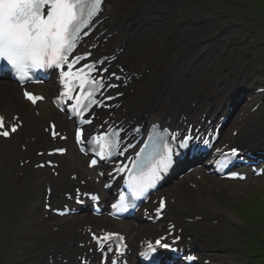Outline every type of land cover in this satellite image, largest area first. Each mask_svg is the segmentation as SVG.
I'll use <instances>...</instances> for the list:
<instances>
[{
	"label": "bare ground",
	"instance_id": "obj_1",
	"mask_svg": "<svg viewBox=\"0 0 264 264\" xmlns=\"http://www.w3.org/2000/svg\"><path fill=\"white\" fill-rule=\"evenodd\" d=\"M130 4L136 5L138 8L137 13L128 12ZM117 10L125 13L123 21L118 20ZM212 7L204 5V0H156L154 5L148 3V0H109V6L104 14V20L101 23V28L97 32L105 31L104 35L97 41L101 42L102 38L108 35L111 37L108 40L106 49L111 53H117L120 49H125L126 53H133L136 58H139L141 65L151 68L150 76L142 75L141 78L136 79L134 74L141 75V65H126L127 75H132V85L137 88V93L147 92L149 100L142 103L133 109H128L123 112L122 108L114 110L113 113L117 119L125 118V124L133 121L147 122L149 120L170 119L173 125L177 128L182 127L180 116H188L190 113H195L196 109H203L206 112L213 106L212 103L207 102L209 98H216L226 92L220 90L219 85L211 83V79L215 75V71L201 69L203 56V43H200L196 35L201 32L200 27L202 23L213 17ZM187 32L186 35H183ZM166 52H172L167 59L166 65L160 70L158 77L145 89L143 83L150 79L156 69H159L162 64V55ZM97 55L100 54L99 47L95 51ZM190 53L192 55L190 56ZM211 59H216L211 57ZM117 62L123 63V56L119 54ZM227 82V81H226ZM48 95L53 93V86L47 85ZM5 95L3 100L2 114L11 110L18 104L19 98L16 95V87L6 88L1 87L0 95ZM198 95L201 99H198ZM7 96V97H6ZM133 99V98H131ZM196 103V109L181 110V107L187 106L189 102ZM23 103V101H21ZM20 113L19 111H15ZM42 115L52 116L48 108L42 110ZM7 117V116H6ZM212 117V116H211ZM249 120H246L242 125V137L249 136L254 141L259 142L264 138V127H258L254 130L251 124L252 117L248 115ZM194 116L188 119V122H194ZM27 126L34 127L32 121L25 119ZM70 127L69 123H65L64 129ZM33 134L37 137V143L48 145V139L38 133L37 131L27 130L25 135ZM257 135V136H254ZM232 138L226 139V142H231ZM24 142L23 139L18 138L12 145H2L0 147V157L3 155L12 154L14 158L26 157V153H20L17 149L16 143ZM60 143H57L58 145ZM31 146L29 145V148ZM69 164L74 165L78 158L70 148ZM3 154V155H2ZM28 157L33 159L31 152ZM59 164L62 162L61 158H57ZM62 164H60V167ZM25 165V168H28ZM17 167L14 162L11 169H0V178L7 181L11 177L14 181H8L10 184L22 183L26 177L20 179L16 177ZM44 180H50L49 176H45ZM56 190L62 186L61 181H53ZM186 191V190H185ZM197 192H200L198 189ZM23 193V187L20 195ZM42 193H39V198ZM60 201V198H57ZM38 212V209H37ZM39 215V214H38ZM86 224H91L95 228L109 227L110 225L105 220L93 221L89 216L84 217ZM109 221V220H107ZM209 226L207 222H205ZM132 241L136 239L135 230L130 227L127 229ZM142 234L152 235V228L141 227ZM41 232L34 228H28L22 233V236H29L30 238L37 239ZM79 236L84 238L82 233L77 234L75 230L71 229L66 234L55 236L58 240H52L48 244L54 246L59 252L71 251L81 252L80 250L68 246V242ZM32 248V247H31ZM25 264H37L34 260H30ZM72 264H78L72 261Z\"/></svg>",
	"mask_w": 264,
	"mask_h": 264
},
{
	"label": "snow or ice",
	"instance_id": "obj_2",
	"mask_svg": "<svg viewBox=\"0 0 264 264\" xmlns=\"http://www.w3.org/2000/svg\"><path fill=\"white\" fill-rule=\"evenodd\" d=\"M103 0H0V61H6L16 69L20 78L23 80L29 75L32 69H44L54 67L62 69L65 64L68 67V73L61 71L62 79L72 76V68L78 64L83 57L76 56L69 61L68 56L75 49L77 41L80 39L81 31L86 28L90 22L102 11ZM86 34V33H85ZM88 73L84 69H77L75 79L79 81V88L82 93L81 98H77V105L73 111H80L96 103L94 93L97 89L103 88L102 81H97L91 76V72L96 70V65H87ZM118 78V77H117ZM114 86V85H113ZM25 98L35 104L43 99L28 92L24 93ZM62 95H67L64 93ZM68 99H73L68 96ZM83 99L84 103H81ZM84 123H91V120H85ZM17 131V126L7 127L4 117L0 116V137L8 138L11 133ZM57 133H53V136ZM173 139L175 137L173 136ZM188 139L179 144L180 148L187 147ZM77 143H83V133L81 129L76 131ZM99 150L96 155L101 159L111 155L113 150L119 148V133L113 132L108 140L103 137L96 140ZM207 143V141H205ZM166 154H161L154 159L146 174L142 173L139 180L135 183L133 191L143 194L146 188L154 185L155 181L166 171L173 163V150L165 145ZM83 151V149H81ZM57 151L63 152V149ZM235 153V150H233ZM97 161L93 159L92 165ZM43 167L44 165H38ZM237 177L236 173L232 174ZM240 179L244 177L240 176ZM96 199V197H93ZM127 207V205H121ZM116 207V205H113ZM163 201H161V209ZM159 214V210H158ZM116 234H107L100 240V248L104 253V241L111 240ZM95 238V237H94ZM116 238L123 241L122 236L116 235ZM161 248L168 249L171 246L167 243L156 241ZM151 248V245H149ZM107 251H112L108 248ZM153 253L155 248H151ZM117 252L122 254L118 247ZM147 255V254H145ZM106 257H102L104 264ZM191 259V258H190ZM111 264H117L116 260H111Z\"/></svg>",
	"mask_w": 264,
	"mask_h": 264
},
{
	"label": "rangeland",
	"instance_id": "obj_3",
	"mask_svg": "<svg viewBox=\"0 0 264 264\" xmlns=\"http://www.w3.org/2000/svg\"><path fill=\"white\" fill-rule=\"evenodd\" d=\"M248 14H250L249 16L252 18H258L260 20V23L258 24L254 22L253 19H246L245 17H241L240 20L242 24L236 25L235 29L245 32V35H251L250 32L254 31L256 38L252 39L253 44L249 46H243L244 49L242 52H238L235 46L229 45L227 48L228 52L226 60L233 61L235 58L242 60L252 59L259 63L261 66H264V19L259 17L255 11H249ZM242 41L243 39L237 40V42ZM239 211L243 213L245 222L248 225L253 222L254 217L258 215H264V191L257 190L252 200L245 202L243 206L239 207ZM244 230L247 231V228L244 227ZM261 237L263 238V246H260L258 248V256L246 259L249 264H264V233L261 234ZM244 238L245 240H252V236L250 234H244ZM10 240L11 239H8L6 233H3L0 236V244L3 245V247L0 246V252L1 249L2 251H4L7 248L6 244L9 243ZM252 243V241L249 242L248 246H250V244Z\"/></svg>",
	"mask_w": 264,
	"mask_h": 264
}]
</instances>
